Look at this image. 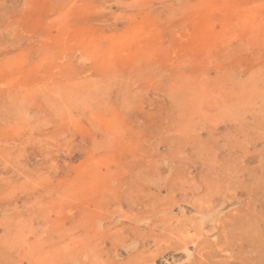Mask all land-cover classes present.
Returning a JSON list of instances; mask_svg holds the SVG:
<instances>
[{
    "label": "rangeland",
    "instance_id": "rangeland-1",
    "mask_svg": "<svg viewBox=\"0 0 264 264\" xmlns=\"http://www.w3.org/2000/svg\"><path fill=\"white\" fill-rule=\"evenodd\" d=\"M0 264H264V0H0Z\"/></svg>",
    "mask_w": 264,
    "mask_h": 264
}]
</instances>
